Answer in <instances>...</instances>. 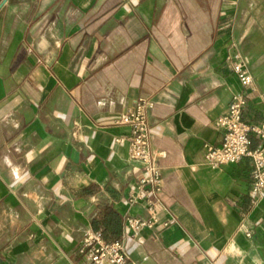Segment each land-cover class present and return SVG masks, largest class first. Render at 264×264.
I'll list each match as a JSON object with an SVG mask.
<instances>
[{
    "label": "crops",
    "instance_id": "0c3cea01",
    "mask_svg": "<svg viewBox=\"0 0 264 264\" xmlns=\"http://www.w3.org/2000/svg\"><path fill=\"white\" fill-rule=\"evenodd\" d=\"M235 50L253 76L243 119L263 123L264 0H7L0 264H88L81 239L107 224L124 264H264V197L251 191L250 161L203 159L204 145L221 141L213 122L241 89ZM141 98L153 103L163 186L152 227L132 235L126 220L152 215L126 200L142 169L115 142L130 133L116 119Z\"/></svg>",
    "mask_w": 264,
    "mask_h": 264
},
{
    "label": "built area",
    "instance_id": "2783aa9c",
    "mask_svg": "<svg viewBox=\"0 0 264 264\" xmlns=\"http://www.w3.org/2000/svg\"><path fill=\"white\" fill-rule=\"evenodd\" d=\"M229 66L236 76L241 89L232 94L225 111L220 114L213 126L222 134L220 144H205L203 159L212 167H220L228 163H237L247 158L251 164V191L264 197V122L247 123L243 119V108L246 104L247 92L253 85V76L247 67L245 57L235 50L229 59ZM264 101V89L259 92ZM153 106L151 100L141 98L117 119L116 123L129 127L127 137H119L116 143H126L129 159L138 163L142 175L126 198L129 204H144L152 215L148 220L128 218L126 228L132 235L140 227H152L155 205L160 199L163 177L159 160L164 152L156 151L149 141L148 110ZM251 135H256L261 144L251 148ZM250 236L249 232H245ZM79 253L88 264H124L128 260L127 252L121 240L107 241L100 231H89L81 239Z\"/></svg>",
    "mask_w": 264,
    "mask_h": 264
},
{
    "label": "trees",
    "instance_id": "16d2710c",
    "mask_svg": "<svg viewBox=\"0 0 264 264\" xmlns=\"http://www.w3.org/2000/svg\"><path fill=\"white\" fill-rule=\"evenodd\" d=\"M94 231H100L101 234L103 235V237L105 238V240H107V241L118 240V239H116V235L118 234V232L116 231V229L114 227H108V224L104 225L102 227V229H96ZM109 235H111L112 238H106Z\"/></svg>",
    "mask_w": 264,
    "mask_h": 264
},
{
    "label": "water",
    "instance_id": "95a60500",
    "mask_svg": "<svg viewBox=\"0 0 264 264\" xmlns=\"http://www.w3.org/2000/svg\"><path fill=\"white\" fill-rule=\"evenodd\" d=\"M7 0H2L1 3H0V8L1 6L6 2Z\"/></svg>",
    "mask_w": 264,
    "mask_h": 264
}]
</instances>
